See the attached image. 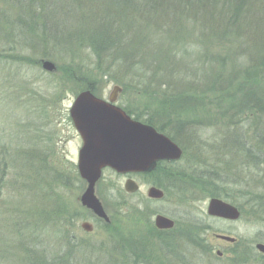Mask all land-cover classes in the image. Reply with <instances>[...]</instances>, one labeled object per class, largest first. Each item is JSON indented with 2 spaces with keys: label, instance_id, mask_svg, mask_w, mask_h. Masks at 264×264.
<instances>
[{
  "label": "rangeland",
  "instance_id": "1",
  "mask_svg": "<svg viewBox=\"0 0 264 264\" xmlns=\"http://www.w3.org/2000/svg\"><path fill=\"white\" fill-rule=\"evenodd\" d=\"M12 1L0 0V147L5 144L7 149L0 153L7 171L0 198V211L6 213L0 224L5 229H0V236L12 242L14 225L20 224L35 231L36 245L45 257H38L34 264H228L234 257L240 263L264 264V253L255 247L264 243V140L257 134L264 130V114L253 117L248 111V104L253 105L250 98L264 103V34L258 35L259 44L254 37L252 45L258 48L251 56L244 54L245 60L234 44L209 35L194 40L188 30L185 44L168 40L161 53L154 48L138 53L133 40L129 55L120 54L124 63L117 64L113 52L117 41L101 50L96 40L89 41V31L94 37L101 28L88 11L69 15L56 9L57 31H53L48 19L38 20L34 11L31 18L29 9L22 11ZM139 28L146 32V27ZM130 29L136 35L138 25ZM155 35L149 32L151 38L157 39ZM227 56H235L238 64L212 65L208 60ZM44 59L53 61L56 69L45 70ZM142 60L153 65L159 61L162 67L157 71L165 70L166 74H159L166 79L159 81L136 67ZM104 69L109 76L101 75ZM178 71L186 78L178 77ZM145 75L148 85H144ZM202 77L208 80L206 85L200 82ZM119 79L128 83L126 89L118 85ZM90 81L95 84L91 91L106 100L114 86H120L118 105L135 119L149 118L170 126L171 133L178 129L184 134L181 139L177 136V142L187 151L172 167L186 175L188 189L183 195L172 190L162 199L152 198L148 190L152 186L163 190L153 182L164 181V172L122 174L107 167L96 195L107 208L110 222L95 223L91 232L81 228L87 218L96 217L79 199L87 184L78 171L81 142L69 112L76 95L87 90L84 86ZM236 103L242 108L238 115L230 114ZM218 118L240 123L233 132L242 139L240 143L245 141L247 148L262 155L259 164L245 148L226 144L227 129ZM182 120L184 127L171 128ZM18 152L23 155L20 163ZM202 172L219 175V181L230 179L232 183L225 187L217 183L231 197L223 200L241 211L237 221L209 216L213 196L203 180L197 183ZM128 178L139 186L135 193L125 189ZM158 213L176 220L173 231L157 236L154 218ZM7 218L20 222L13 224ZM219 234L235 237L236 242L220 239ZM136 243L141 245L139 250ZM12 248L15 245H9ZM135 252L144 257H135ZM9 255L0 253V264H33L28 255L21 259Z\"/></svg>",
  "mask_w": 264,
  "mask_h": 264
},
{
  "label": "trees",
  "instance_id": "2",
  "mask_svg": "<svg viewBox=\"0 0 264 264\" xmlns=\"http://www.w3.org/2000/svg\"><path fill=\"white\" fill-rule=\"evenodd\" d=\"M13 0L12 2H14ZM18 4L20 5V9L22 11L28 10L29 15L31 17L30 12L32 11L36 12L38 15V20L48 19L49 21V27L53 31H57V28L55 25H57L56 19L54 16L57 14L56 9H58L59 13L66 14V13H77V15H81L82 12H89V17H92V20L94 21L95 25L100 26L101 30L99 31L96 36L93 37V32H90L89 41L96 40L97 42V49L101 50V48H106L107 45H113L116 41L119 43L116 47H114V54L116 56L115 63L117 64H123L124 59L122 60L120 58L121 55H129L130 51V43L135 40L134 48L138 47V53H145L147 49H155L156 53H161V50L165 47V43L170 40L171 42L175 44H179L183 40L188 41L187 38V32L190 31V36L195 40V38L201 39H207V35L209 36H216L220 37V40H226L228 44H234V47L238 49V52L241 51V59L245 60L246 57L244 54H247L249 56L253 55L255 49L257 50L258 46L255 48L253 47L252 43H255V39L257 41V44H259V38L258 35L264 34V0H16ZM90 7L94 8L93 10H88ZM83 10V11H82ZM170 12V14H168ZM81 13V14H80ZM35 14V13H32ZM168 14V16H167ZM70 15V14H69ZM72 17V16H71ZM158 17V20L156 19ZM33 18V17H31ZM165 18H168L166 21ZM76 20V19H75ZM133 25H138V30L132 32L134 29L132 28ZM73 26H79L77 24H73ZM139 27L145 28L146 32L143 29H140ZM191 29V30H190ZM154 37L153 34L156 33L155 37L157 39H153L149 36ZM202 35V37H201ZM256 36V37H255ZM31 37H34L31 36ZM89 37V38H90ZM255 37V39H254ZM160 39V40H159ZM185 43H180V45ZM92 48V46H90ZM126 48V50H124ZM114 58V56H113ZM250 59V58H249ZM248 59V60H249ZM211 60L212 65H227V64H234L236 61V64H238L237 58L235 56H227L220 61L218 59ZM129 63V61H127ZM239 63H242L239 61ZM151 65L152 67H149ZM243 65V63H242ZM136 67H142L144 70L148 73L152 74V76L157 77V79H160L159 81H163L166 79L165 75H160L159 72L167 73L165 70L157 71L159 68L162 67V64L159 63V61H155L154 65L149 61H137L135 64ZM180 71V70H179ZM178 73V77H184ZM102 72V71H101ZM67 75V74H66ZM103 76H109L110 74L108 72H105V69L103 70V73H101ZM175 75V74H173ZM149 76V75H148ZM147 76L145 75L143 77L144 79V85H148ZM70 79V78H69ZM118 85L123 86V89H126V86L128 83L125 80L119 79L117 81ZM139 82V81H138ZM201 83H206L208 80L204 79V77L201 78ZM164 85V84H162ZM84 88L87 89H93L95 88V84L93 81H90L87 83ZM95 90V89H94ZM248 100V99H245ZM248 101H251L253 105H249L248 111L252 110V113L254 114L253 117H259V113L264 114L263 108L264 103L262 104L260 100L257 98V100H254L253 98H250ZM238 103V102H237ZM233 105V109L230 110V114L236 113L238 115V112L242 108L239 104ZM245 103V102H244ZM251 103V104H252ZM128 111V110H127ZM232 111V112H231ZM129 114H133L132 112L128 111ZM238 117V116H236ZM137 118L140 120V117L137 116ZM219 123L224 122V124H220L221 126H224L225 132L227 131V145L233 147L234 149H237L239 147L245 148L249 151V154L253 156V159L255 160L256 164H259L258 162L261 161L262 155L257 151H252V148L246 147V142L240 143L242 139L240 140V136L238 134H234V127L239 126L240 123L236 124L237 122H232V120H223L218 118ZM228 121V122H227ZM144 122L154 126L157 128L158 131L163 132L170 136L174 141H178L179 139L177 136L181 137L184 136L182 132H179L178 129H175V133H171L169 131V127L165 126L164 123H157L154 120H151L149 118L144 119ZM186 124L185 121L180 122H174L172 123V127L175 126H183ZM250 128L251 125H248ZM176 128V127H175ZM183 130V129H182ZM261 133L258 134V138L264 140V130H261ZM179 137V138H180ZM182 138V137H181ZM180 138V139H181ZM185 141V140H184ZM177 142V143H178ZM188 142V141H187ZM5 146V144H4ZM4 146L0 147V153L2 151H7ZM183 146V145H182ZM183 148V156L185 155L187 149L186 147ZM9 153V152H7ZM14 155V154H13ZM17 160L19 163L22 160V154L18 152L16 154ZM21 157V158H20ZM3 160L0 161V195L2 193V188L4 185H6V169L4 164L2 163ZM177 161H159L152 171L148 173H144L142 175H147L151 173H155L157 171L164 172L166 176H164L165 179H168L169 181H164L160 178H158L159 181H155L153 183L159 185L163 188L167 194L172 190H177L178 195H183L185 192L188 191V189H185L184 183H186V175H182L180 172H178L175 168L172 166L176 165ZM202 175L200 177V181L197 183H201L202 180L205 182L206 190L208 189V193L213 197H219L221 199H227L230 200L231 197L229 193L225 194L223 191L219 189V185H228L230 184V179H223L219 175L216 176H209L208 174H205L204 172L201 173ZM218 179V181H217ZM217 182H220L218 184ZM232 183V182H231ZM213 188V189H212ZM3 194L0 196L2 198ZM5 212L3 210L0 211V218H4ZM12 215V214H11ZM15 216V215H14ZM16 218V217H15ZM15 218H7L11 219L10 222L19 223L20 220H15ZM2 221V220H1ZM2 223V222H0ZM187 227V226H186ZM3 226L0 224V229H2ZM8 228V226L6 227ZM178 228V227H177ZM5 228H3L4 230ZM16 229V237H13V241L6 240V237L0 236V242H3L6 240L5 244L1 243L2 249L0 250V253L2 254H10L16 256L21 259L23 255H28L32 261L33 264L35 261L41 259L42 256L41 250L38 249V244L36 242V232L33 230H30L29 227H26V224H21L19 226L14 225V230ZM3 230H0V233H2ZM159 236L162 235L161 232L156 231ZM186 233H189L190 231L188 228H186ZM183 234V229L181 231ZM40 238H42L40 236ZM11 239V238H10ZM197 239V237H195ZM10 241V243H8ZM195 241V240H194ZM9 245H15V248H12V250L9 249ZM12 251V252H10ZM235 254H237L238 251H233ZM45 254V252H44ZM8 257V258H9ZM12 261V260H11ZM233 263L228 264H246L248 262H242L240 263L239 260L234 257L232 260Z\"/></svg>",
  "mask_w": 264,
  "mask_h": 264
},
{
  "label": "water",
  "instance_id": "3",
  "mask_svg": "<svg viewBox=\"0 0 264 264\" xmlns=\"http://www.w3.org/2000/svg\"><path fill=\"white\" fill-rule=\"evenodd\" d=\"M42 67L48 71L56 69L54 62L48 59L42 60ZM121 90L120 86H114L108 100L96 96L91 89L81 91L70 108V116L83 141L77 166L87 185L79 199L84 207L105 221H110V217L96 195V186L105 168L122 174L148 173L155 169L159 161H177L183 156L182 147L170 136L133 119L115 104ZM125 189L135 193L139 186L128 178ZM148 195L160 199L164 191L152 186ZM207 213L231 221H237L241 216L237 206L218 197L209 200ZM155 224L159 229H169L174 227L175 221L159 214ZM82 227L92 230L88 222H83ZM218 237L229 242L236 241L235 237L226 234H219ZM255 247L264 253V243H256Z\"/></svg>",
  "mask_w": 264,
  "mask_h": 264
},
{
  "label": "flooded vegetation",
  "instance_id": "4",
  "mask_svg": "<svg viewBox=\"0 0 264 264\" xmlns=\"http://www.w3.org/2000/svg\"><path fill=\"white\" fill-rule=\"evenodd\" d=\"M113 90V89H112ZM123 90H121V92H122ZM112 92V91H111ZM110 92V93H111ZM121 92H119L118 93V95H117V97H116V101H115V104L116 105H118V98H119V95H120V93ZM119 106V105H118ZM121 107V106H120ZM123 108V107H122ZM124 110H125V108H123ZM127 113H128V111L127 110H125ZM129 114V113H128ZM131 115H133V114H131ZM133 117V116H132ZM134 118V117H133ZM135 119V118H134ZM78 133V132H77ZM78 137H79V140H80V142H81V146H82V144H83V141H82V138L80 137V135L78 134ZM81 146H79V148H78V154H79V152H80V149H81ZM183 149V148H182ZM184 152V151H183ZM141 174H144V173H141ZM159 188V187H158ZM150 189V188H149ZM161 189V188H160ZM164 191V190H163ZM165 194H166V192H164V196H165ZM163 196V197H164ZM162 197V198H163ZM162 198H160V199H162ZM105 207V206H104ZM105 210H106V212L108 213V211H107V208H105ZM91 211V210H90ZM92 212V211H91ZM93 213V212H92ZM159 214H161V213H158V214H156L155 215V218H156V216L157 215H159ZM93 215L96 217V218H87V220H85L84 222H88V223H90L91 225H92V230L94 229V227H95V223H98V222H105L106 224L107 223H109L110 221H105L103 218H100V217H98L97 215H95L94 213H93ZM109 215V214H108ZM162 215H164V214H162ZM164 216H166V215H164ZM210 217H213V218H220V217H216V216H211V215H209ZM109 217H110V215H109ZM166 217H168V218H171V217H169V216H166ZM155 218H154V226H155V228L157 229L156 231H158V232H161L162 233V235H164V233H166V232H169V231H173V229H174V227L177 225V222H176V220L175 219H173L174 221H175V225H174V227H172V228H169V229H159L157 226H156V224H155ZM181 218H183V217H181ZM89 219H91V220H89ZM220 219H224V218H220ZM227 220V219H226ZM83 223V222H82ZM82 223H81V228L82 229H84L83 227H82ZM85 230V229H84ZM91 230V231H92ZM85 231H87V230H85ZM91 231H89V232H91ZM160 234V233H159ZM158 236V235H157ZM236 242V241H235ZM234 242V243H235ZM138 245V246H137ZM136 246H137V248H138V250L141 248L140 246V244L139 243H136ZM222 253L220 252V254H219V252H218V256L219 257H222ZM134 256L135 257H141V258H143L144 256L141 254V252H135L134 253ZM137 259V258H136Z\"/></svg>",
  "mask_w": 264,
  "mask_h": 264
}]
</instances>
